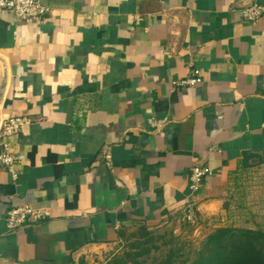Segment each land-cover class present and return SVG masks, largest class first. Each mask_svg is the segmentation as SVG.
Returning <instances> with one entry per match:
<instances>
[{
  "label": "crops",
  "instance_id": "1",
  "mask_svg": "<svg viewBox=\"0 0 264 264\" xmlns=\"http://www.w3.org/2000/svg\"><path fill=\"white\" fill-rule=\"evenodd\" d=\"M42 2L40 21L0 8V128L30 119L17 178L0 165V264H93L189 203L225 213L241 163L264 159V15L242 13L264 0ZM192 68L203 81L178 84ZM194 165L213 173L191 194ZM25 204L51 216L9 230Z\"/></svg>",
  "mask_w": 264,
  "mask_h": 264
},
{
  "label": "rangeland",
  "instance_id": "2",
  "mask_svg": "<svg viewBox=\"0 0 264 264\" xmlns=\"http://www.w3.org/2000/svg\"><path fill=\"white\" fill-rule=\"evenodd\" d=\"M247 169L234 174L229 183L225 213L191 223L184 217L175 218L146 230L131 229L129 240L119 242L107 257L93 264H163L173 248V264H189L198 255L207 237L218 228H252L264 231V159H255Z\"/></svg>",
  "mask_w": 264,
  "mask_h": 264
},
{
  "label": "built area",
  "instance_id": "3",
  "mask_svg": "<svg viewBox=\"0 0 264 264\" xmlns=\"http://www.w3.org/2000/svg\"><path fill=\"white\" fill-rule=\"evenodd\" d=\"M0 8L12 11L22 20H43L49 13V6L42 0H0ZM243 16L251 23H256L264 15V5L258 2H251L242 9ZM203 81L202 74L198 68H192L189 76L179 80L178 84L190 86L197 85ZM30 119L25 115H15L7 118L0 128L2 137V149L0 151V165L9 169L14 179L18 174L14 170L15 164L23 160V155L15 152L9 139L18 134L24 125L28 124ZM152 126L158 124L155 118H150ZM212 169L209 166L194 165L189 175L188 188L191 194L201 189L206 177L212 175ZM51 216V211L47 207H34L30 204L15 206L8 210L5 221L9 230H16L22 227L27 221H41ZM184 219L191 223L197 222L196 208L193 203H189L185 208Z\"/></svg>",
  "mask_w": 264,
  "mask_h": 264
},
{
  "label": "trees",
  "instance_id": "4",
  "mask_svg": "<svg viewBox=\"0 0 264 264\" xmlns=\"http://www.w3.org/2000/svg\"><path fill=\"white\" fill-rule=\"evenodd\" d=\"M247 160L241 163V170L236 173L251 166ZM223 206L225 209L229 208L225 201ZM136 226L146 230L141 237H148L151 234L147 232L150 229L148 225L140 223L134 228ZM124 231L121 232V241L131 238L129 236L131 229ZM172 256L174 250L170 248L163 264H173ZM189 264H264V231L252 228H218L216 233L207 237L197 257Z\"/></svg>",
  "mask_w": 264,
  "mask_h": 264
}]
</instances>
